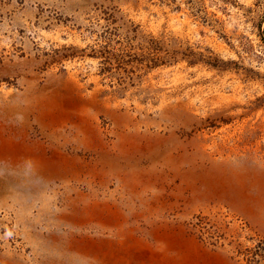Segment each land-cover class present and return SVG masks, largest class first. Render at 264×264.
<instances>
[{"label": "rangeland", "instance_id": "1", "mask_svg": "<svg viewBox=\"0 0 264 264\" xmlns=\"http://www.w3.org/2000/svg\"><path fill=\"white\" fill-rule=\"evenodd\" d=\"M0 264H264V0H0Z\"/></svg>", "mask_w": 264, "mask_h": 264}]
</instances>
